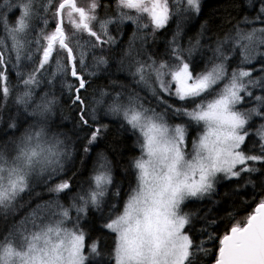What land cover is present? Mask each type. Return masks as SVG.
Listing matches in <instances>:
<instances>
[{
    "label": "snow or ice",
    "instance_id": "1",
    "mask_svg": "<svg viewBox=\"0 0 264 264\" xmlns=\"http://www.w3.org/2000/svg\"><path fill=\"white\" fill-rule=\"evenodd\" d=\"M101 7V0H88L86 7L78 0H0V107L11 100L33 120L19 137L13 134L0 143V217L15 214L18 198L31 192L34 183L49 193L47 201L0 234V264H92L93 257L101 255L99 241L91 239L82 221L92 209L102 213L113 184V161L108 152H97L87 188L73 194L68 207L59 202L73 187L62 178L72 152L66 133L49 129L65 94L75 113L73 135L86 156L108 131L107 124L98 122L101 112L118 118L121 129L136 135L140 149L129 163L135 185L122 210L110 212L99 226L114 238L110 264H199L200 256L211 251L206 245L217 240L214 264H264V198L243 223H234L222 236L216 235L215 219L185 211L189 202L210 197L221 181L243 180L255 186L253 174L264 177V123L255 132L249 130L254 117L264 120V95L250 90L264 89V76L254 78L245 67L264 60V26L248 30L236 25L211 49L204 70L195 72L193 54L201 41L185 48L179 38L184 22L201 12V0H115L114 15L103 19ZM177 15L166 58L146 54L145 30L155 36ZM255 19L264 25V2ZM125 22L135 30L117 71L147 89L155 105L146 104L117 79L91 97L85 95L90 78L107 71L118 46L109 26ZM201 29L203 33L205 26ZM233 56L239 58L235 67ZM13 75L16 85L10 83ZM42 83L48 90L41 89V95L36 88ZM245 97L255 105L243 108ZM173 119L180 122L173 124ZM192 125L198 131L189 150ZM7 129L18 130L17 123H8ZM253 136L258 139L249 148L246 142ZM257 146L258 153L252 154ZM119 150L114 143L111 151Z\"/></svg>",
    "mask_w": 264,
    "mask_h": 264
},
{
    "label": "trees",
    "instance_id": "2",
    "mask_svg": "<svg viewBox=\"0 0 264 264\" xmlns=\"http://www.w3.org/2000/svg\"><path fill=\"white\" fill-rule=\"evenodd\" d=\"M101 2L103 7L98 10L100 18L102 19L104 16L112 17L115 11V0H101ZM262 2H264V0H201V12L199 15L193 13L191 18L184 22V29L179 38V43L185 48L189 46L190 42L194 44L196 39L201 41L202 47L193 54L195 72L204 70L209 57L212 55L211 49L215 48L220 40H223L227 34L231 33L236 25L240 24L241 27L248 30L252 27L264 26L260 21L255 19L257 15L254 13L256 7L259 8ZM78 3L80 6L86 7L88 0H78ZM49 16H51V13H49ZM179 18V15L174 17L173 20L169 22V25L165 29H161L155 36L151 34L150 29L145 30L148 32L147 44L154 47L156 50L162 49L163 53L166 44L172 39L176 28V20ZM245 18L253 23L241 24V21ZM202 25L205 26L203 33L201 29ZM66 27L69 26L66 25ZM118 27L126 31L125 34L121 35L126 39H123V41L125 40L128 43L135 30V25L126 22L117 25V28ZM52 28H54V21L50 22L49 25V30ZM226 54L230 53L226 52ZM113 55H115V52ZM115 56L121 58V53ZM155 58H158V56H155ZM237 63V61H232L231 67H235ZM245 67L253 71L254 78H258L263 76L264 71L261 69L264 67V60L258 58L256 61H253L252 65H245ZM123 76L129 79L128 75ZM90 79L92 83L85 93V95L89 97H91L94 90L105 88L103 83L105 74H100ZM10 83L11 85H16L17 81L14 75L10 77ZM251 91L254 95H264V89H252ZM137 92L140 95H145L144 91L141 89H138ZM55 93L58 97L60 96L57 89ZM15 95L16 91L14 90L13 97ZM167 99L172 103H179L172 98ZM245 101L246 103L243 105V108H250L255 105V101L248 97H245ZM145 103L155 105L156 101H154V99L151 101L145 100ZM12 107L15 108V112ZM55 111L57 116L51 118L49 131L66 133L68 139H66L65 143L72 152L71 159L66 162L67 171L62 178L69 179L73 187L68 195L62 196L59 201L61 204L68 207L70 197L78 192L81 187L87 188L86 182L92 175L97 152H108L109 158L113 161V184L109 186V191L104 198L105 204L102 206V213L101 211L92 209L87 220L82 221V223L86 225V231L89 232L91 239L99 241V251L101 255L94 256L92 264H110L108 253L113 247L114 238L107 230H101L99 226L104 222V219L108 217L110 212L118 213L122 210L130 188L135 185V173L129 167V163L134 157L140 155V149L136 146V135H133L130 130L125 132L121 129V121L118 118L110 117L109 119H99V123L108 125V131L105 137L99 142V146L86 156L80 142L77 141L73 135L75 113L68 100L67 94L59 101V105L56 107ZM253 120L254 124L249 129L251 132H255V129L258 128L260 124L264 123V120L258 117H254ZM12 121L17 123L18 130L7 129V124ZM32 122L33 120L31 117L27 116L23 111H17V106L11 100L8 101L5 106L0 107V143L11 140L13 134L15 137H19L24 129L28 127V124ZM171 122L175 124L179 123L180 120L173 119ZM5 131L7 135H4ZM197 131L198 129L195 125L189 127L187 137L188 146H191L192 139L196 137ZM61 138L64 139L63 136ZM256 139H258V137H251L246 142L247 146L251 148L252 140ZM114 143L120 146V150L116 153L111 151V147ZM258 151L259 149L257 146L252 154H256ZM256 167H260V165L257 164ZM253 175L257 177L255 186L245 184L243 180L239 183L236 181H221L216 185L215 192L209 198L189 203L185 211L194 210L197 211L201 217L207 216L208 218L215 219L217 221L215 226L216 235L222 236L234 223H243L246 217L253 211L256 204L264 198V187L261 186L262 183H264V177L260 176L259 173ZM35 192H40L41 194H31ZM117 192L120 193L118 196L116 195ZM48 199L49 193L45 186L34 183L31 192H25L18 198L15 214H9L6 219L0 217V234H5L7 229L20 222L21 219H23L22 217H25L37 204H41ZM113 204L116 205L115 209H112ZM22 207L24 208L22 209ZM74 213L75 212L72 211V215H74ZM199 227L200 224L197 222V243L199 242ZM206 246L211 251L207 256H200L199 264H214L218 240L214 243L209 242Z\"/></svg>",
    "mask_w": 264,
    "mask_h": 264
},
{
    "label": "rangeland",
    "instance_id": "3",
    "mask_svg": "<svg viewBox=\"0 0 264 264\" xmlns=\"http://www.w3.org/2000/svg\"><path fill=\"white\" fill-rule=\"evenodd\" d=\"M258 11H259V8L258 7H256V9H255V11H254V13L256 14V15H258ZM18 15V14H17ZM106 16H104L103 18H105ZM108 17V16H107ZM15 15H10V19L12 20V21H14L15 20ZM102 18V19H103ZM126 23V22H125ZM256 28H259V27H256ZM250 30V29H249ZM109 31L111 32V34L113 35V36H115L116 38H117V42H118V45H119V47L117 46V47H115V50L111 53V57H113L111 60H110V65H109V67H108V71L106 72H104V71H102L100 74H106L105 76V79L103 80L104 82V87L106 88L108 85H109V83H110V81L111 80H113V79H117L120 83H123V84H125V85H128L129 86V88H128V90L129 91H136L137 92V90L138 89H141V90H143L144 91V94L145 95H140L141 97H143L144 98V100H148V101H151V100H149V93H148V90L147 89H145V88H142V87H138V86H136L133 82H132V77H130V76H128L129 77V79H127V78H125L123 75H127V73H124L123 72V74L121 73V72H118L117 71V67H118V62H119V60L118 59H120V58H118V57H116L115 55H113V53L115 52V54L116 55H119V53H121L122 52V50L123 49H125L126 47H127V45H128V43L126 42V44H125V42H123L122 40L123 39H125L121 34H124V33H126V31L125 30H123L122 28H119V33H118V31H117V25L116 24H112V25H110L109 26ZM169 35V34H168ZM169 42V41H168ZM137 43H139V41H137ZM125 44V45H124ZM167 45H168V43L166 44V48H167ZM143 47H144V49H146L147 50V53L146 54H156L155 56H158V58L160 57V56H164L165 57V52H166V48H165V51L162 53V49H159V50H156L154 47H152V46H149L147 43L146 44H144L143 45ZM118 51V52H117ZM121 51V52H120ZM118 54H117V53ZM212 56V55H211ZM166 58V57H165ZM234 58V59H233ZM114 59V60H113ZM232 61L233 62H235V61H237V62H239V60H238V58H237V56H233L232 57ZM113 62V63H112ZM112 63V64H111ZM114 65V66H113ZM108 75V76H107ZM121 75V76H120ZM110 76V77H109ZM263 76H264V73H263ZM120 77V78H119ZM122 77V78H121ZM129 80V81H128ZM134 86V87H133ZM41 89H44L45 91H47L48 90V88L46 87V85L45 84H41L40 86H38L37 88H36V91L37 92H40L41 93V95L43 94L42 92H41ZM58 90L59 91V84L57 83V85H56V88L54 89V91L55 90ZM252 89H256V90H261L262 88H259V87H257V88H251L250 90H252ZM155 101V100H154ZM13 108V110H14V112L16 111L15 110V108L14 107H12ZM18 111V110H17ZM20 112H22L23 111V109L21 108L20 110H19ZM57 116V114H56V111H55V114L51 117V118H55ZM111 116H104L103 115V113L101 112V113H99V119H109ZM55 126H56V123H55ZM52 132H56V131H52ZM67 145V144H66ZM188 149L190 150L191 149V146H188ZM140 151V150H139ZM31 194H41L40 192H35V193H31ZM212 195V194H211ZM207 198H209V197H206L205 199H207ZM193 202H195V201H193ZM189 203H192V202H189ZM188 203V204H189ZM24 207H22V209H23ZM35 208V207H34ZM123 208V207H122ZM71 211H74L73 209L71 210ZM75 212V211H74ZM74 215H75V213H74Z\"/></svg>",
    "mask_w": 264,
    "mask_h": 264
},
{
    "label": "bare ground",
    "instance_id": "4",
    "mask_svg": "<svg viewBox=\"0 0 264 264\" xmlns=\"http://www.w3.org/2000/svg\"><path fill=\"white\" fill-rule=\"evenodd\" d=\"M124 34H125V33H124ZM127 35H128V34H127ZM125 40H126V39H125ZM125 40H124V41H125ZM122 41H123V40H122ZM124 41H123V42H124ZM126 42H127V41H126ZM126 42H125V44H126ZM125 44H124V45H125ZM118 47H119V45H118ZM117 52H118V51H117ZM117 52H116V53H117ZM120 52H121V51H120ZM117 54H118V53H117ZM119 54H120V53H119ZM115 55H116V54H115ZM112 58H113V57H112ZM110 60H111V59H110ZM113 60H114V59H113ZM112 63H113V62H112ZM112 63H111V64H112ZM113 66H114V65H113ZM107 71H108V70H107ZM107 71H106V72H107ZM121 73L123 74V72H121ZM104 74H105V73H104ZM99 75H100V74H99ZM105 75H106V74H105ZM107 76H108V75H107ZM120 76H121V75H120ZM99 77H100V76H99ZM103 77H104V76H103ZM105 77H106V76H105ZM109 77H110V76H109ZM119 78H120V77H119ZM121 78H122V77H121ZM128 81H129V80H128ZM133 87H134V86H133ZM59 93H60V92H59ZM59 93H58V94H59ZM100 120H101V119H100ZM100 120H99V121H100ZM109 125H110V124H109ZM19 216H20V215H19ZM20 217H21V216H20ZM22 218H24V217H22ZM21 220H22V219H21ZM13 221H14V220H13ZM12 223H13V222H12ZM3 230H4V229H3Z\"/></svg>",
    "mask_w": 264,
    "mask_h": 264
}]
</instances>
